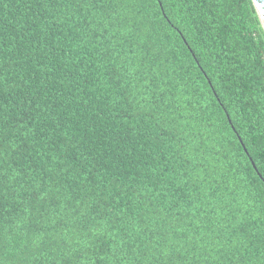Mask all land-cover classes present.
<instances>
[{"label":"trees","instance_id":"obj_1","mask_svg":"<svg viewBox=\"0 0 264 264\" xmlns=\"http://www.w3.org/2000/svg\"><path fill=\"white\" fill-rule=\"evenodd\" d=\"M0 264H264L252 0H0Z\"/></svg>","mask_w":264,"mask_h":264},{"label":"water","instance_id":"obj_2","mask_svg":"<svg viewBox=\"0 0 264 264\" xmlns=\"http://www.w3.org/2000/svg\"><path fill=\"white\" fill-rule=\"evenodd\" d=\"M261 27L264 31V0H252Z\"/></svg>","mask_w":264,"mask_h":264}]
</instances>
